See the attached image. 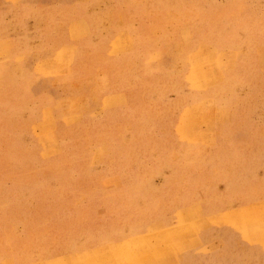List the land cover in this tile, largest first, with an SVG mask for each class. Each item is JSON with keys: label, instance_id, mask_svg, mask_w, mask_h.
I'll use <instances>...</instances> for the list:
<instances>
[{"label": "rangeland", "instance_id": "1", "mask_svg": "<svg viewBox=\"0 0 264 264\" xmlns=\"http://www.w3.org/2000/svg\"><path fill=\"white\" fill-rule=\"evenodd\" d=\"M0 264H264V0H0Z\"/></svg>", "mask_w": 264, "mask_h": 264}, {"label": "crops", "instance_id": "2", "mask_svg": "<svg viewBox=\"0 0 264 264\" xmlns=\"http://www.w3.org/2000/svg\"><path fill=\"white\" fill-rule=\"evenodd\" d=\"M61 64H62V61L61 60H59V61H57V60H51V62H49V68H51L53 71H60V69H61ZM198 68H200V67H198Z\"/></svg>", "mask_w": 264, "mask_h": 264}]
</instances>
